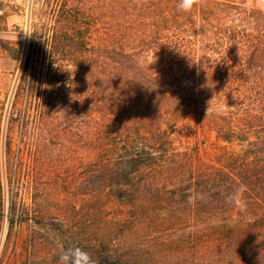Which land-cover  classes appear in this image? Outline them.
Listing matches in <instances>:
<instances>
[{
	"label": "trees",
	"instance_id": "trees-1",
	"mask_svg": "<svg viewBox=\"0 0 264 264\" xmlns=\"http://www.w3.org/2000/svg\"><path fill=\"white\" fill-rule=\"evenodd\" d=\"M38 3L25 40L1 44L18 74L5 181L86 183L90 215L139 245H92L97 264H264V10ZM241 184L243 211L225 203Z\"/></svg>",
	"mask_w": 264,
	"mask_h": 264
},
{
	"label": "rangeland",
	"instance_id": "rangeland-1",
	"mask_svg": "<svg viewBox=\"0 0 264 264\" xmlns=\"http://www.w3.org/2000/svg\"><path fill=\"white\" fill-rule=\"evenodd\" d=\"M38 1L0 0V114L3 116L8 109L18 74L15 63L1 44L25 40L29 22L36 19L39 12ZM247 3L264 10L256 5L255 0H247ZM4 144L2 132L0 264H57L62 248L80 246L87 251L92 245H100L104 249L105 240L124 242L132 248L139 246L129 231L109 232L101 217L90 215L86 202L89 187L86 183H75L69 176L64 181H47L31 189L7 183L1 174ZM68 170L73 171L70 167ZM148 253L141 260L144 264H155Z\"/></svg>",
	"mask_w": 264,
	"mask_h": 264
},
{
	"label": "clouds",
	"instance_id": "clouds-1",
	"mask_svg": "<svg viewBox=\"0 0 264 264\" xmlns=\"http://www.w3.org/2000/svg\"><path fill=\"white\" fill-rule=\"evenodd\" d=\"M202 3L203 0H179L177 9L183 12H191L194 7L200 6ZM255 3L257 6L264 8V0H255ZM246 191L247 187L241 184L233 192L226 195L225 203L241 211L245 210L247 205L244 199V193ZM57 264H97V261L84 248L72 246L61 249Z\"/></svg>",
	"mask_w": 264,
	"mask_h": 264
}]
</instances>
